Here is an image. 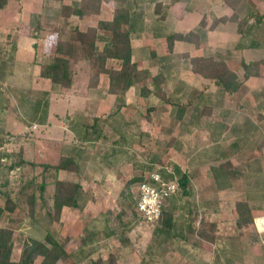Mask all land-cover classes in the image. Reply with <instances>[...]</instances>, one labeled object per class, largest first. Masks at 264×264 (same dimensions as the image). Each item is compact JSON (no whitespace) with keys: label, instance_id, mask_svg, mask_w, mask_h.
Here are the masks:
<instances>
[{"label":"rangeland","instance_id":"obj_1","mask_svg":"<svg viewBox=\"0 0 264 264\" xmlns=\"http://www.w3.org/2000/svg\"><path fill=\"white\" fill-rule=\"evenodd\" d=\"M78 1L7 0L0 9V143L9 155L4 171L19 157L26 161L1 175L0 207L7 200L2 191L33 180L21 197L15 196L18 188L12 191L18 206L0 217V227L12 230V260H19L27 239L50 234L71 253V260L58 264H91L110 253L119 264H264V229L256 223L264 222V0L239 5L238 23L253 13L243 36L234 22L210 29L216 17L235 12L223 0H180V9L171 14L162 4L154 12L151 4L157 0H145L150 10L132 15L139 29L131 34L133 60L148 84L164 71L162 86L174 103L152 94L140 97L133 86L120 107L106 92L107 76L89 86L86 61L75 65L71 88L38 76L55 57L59 38L74 27H96L100 19L112 17L114 2L120 5L119 0L103 1L99 15L64 18L63 4ZM190 30L198 32L200 47L179 41L170 53L167 35ZM151 48L163 57L160 63L151 62ZM194 56L225 61L242 82L240 91L228 95L213 80L193 73L188 62ZM242 62H253L247 78ZM36 102L40 107L33 118ZM179 106L186 107L181 119ZM84 123H97L98 132L86 133ZM65 156H78L81 171L55 170ZM162 166L190 178V193L178 192L175 207L167 208L173 215L170 229L144 222L130 206L137 183L129 185V195L124 192L132 179ZM44 171L48 185L41 198ZM57 178L79 183L81 189L79 207H64L55 220L52 183ZM29 194L35 198L32 207ZM239 200L252 208L242 226L236 224ZM202 223L215 236L213 242L190 233V226ZM41 260L36 257L35 264Z\"/></svg>","mask_w":264,"mask_h":264},{"label":"trees","instance_id":"obj_2","mask_svg":"<svg viewBox=\"0 0 264 264\" xmlns=\"http://www.w3.org/2000/svg\"><path fill=\"white\" fill-rule=\"evenodd\" d=\"M108 0H80L76 3L63 4L61 7V15L64 18H70L76 16L83 18L85 16L99 15L101 13L102 2ZM121 1V2H119ZM120 5H116L113 11L112 20H99L96 27H89L83 31L78 27H74L69 30L62 38L58 39L56 46L55 57L47 64H43L40 69V76L49 79L53 84L59 85L60 87L71 88L74 85V78L76 75L75 65L79 61H86L89 66V73L91 81L89 86H97V81L101 75H105L108 78V89L107 93L116 96L117 106L120 107L124 103L125 94L131 87L138 89L140 97L147 98L151 94L155 95L160 101L170 103L171 99L167 96L163 89V83L166 80L164 71H160L152 76V82L147 83L144 81L142 71L139 69V63L133 60V48L131 44V33L134 29V20L126 0H119ZM225 4L229 6L233 11L231 16H220L213 20L210 26L211 30H214L219 24H225L227 22L238 23L239 17L237 9L243 0H224ZM7 0H0V9L6 5ZM161 5L159 3L155 6V11H160ZM248 12L242 20L238 23V33L240 35L247 34V27L253 19V13ZM165 16H161L164 19ZM201 26L205 23L202 19L200 22ZM247 26V27H246ZM102 42L103 47L100 48L98 43ZM167 48L170 53H173L175 42H186L194 44L200 47V37L198 32L190 30L187 33L173 32L167 35ZM1 52V51H0ZM151 62L157 64L163 60V57L158 56L156 51L150 50ZM1 58V54H0ZM111 62H110V61ZM189 69L204 78L213 80L216 85L228 95H233L240 91L242 82L239 80L237 73L228 67L225 61L217 60L213 58H207L204 56H194L189 58ZM243 67L246 70L247 78L249 76V70L253 65V62L244 63ZM174 103V102H171ZM33 118L39 111V102L33 103ZM153 108H151L152 110ZM186 107H178L177 119H181L185 113ZM149 119V118H147ZM86 133L87 132H98L97 123L94 125L83 124ZM104 135H98L101 141H105ZM264 145V143H263ZM0 143V147H1ZM8 154H4L0 150V178L2 176L9 175L13 170L20 169L26 165V161L21 157L12 163L6 171H4V165ZM229 165V164H228ZM46 167V166H45ZM65 170L69 172H80V160L78 156H65L61 157L60 162L55 166V170ZM154 168L148 170L145 174L150 173ZM2 171L4 173H2ZM144 174V175H145ZM44 180L39 184V196L44 197L45 189L48 185L46 182L47 172L44 171ZM167 180L176 178L179 191L182 195H188L190 178L183 172L180 176L172 174H166ZM143 176H138L130 181L126 186L125 193L130 194L129 185L141 182ZM20 188L13 186L11 189H19L15 193V196L21 197L25 194L30 186L33 185V180L23 182L21 180ZM50 184V183H49ZM54 193L52 197L53 209L55 210V220H58L64 207L78 208L79 202L77 195L80 192L81 185L75 182H68L59 180L58 178L53 181ZM8 185V184H7ZM6 185V186H7ZM1 190V188H0ZM2 191V194L7 198L4 208L0 207V217L4 210L13 211L18 203L14 201L12 197L13 192ZM29 206L32 207L35 201L34 195H27ZM129 197L126 198L128 200ZM177 201V193L172 194L164 199V209L161 218L155 220L151 225L157 224L165 226L167 229L173 227V215L172 212L167 210L168 207H175ZM130 206L136 209L135 202H131ZM33 209V208H31ZM123 212V211H122ZM235 212L237 215L236 224L242 226L245 223V219L252 216V208L250 204L245 200H239L235 204ZM137 214V212H136ZM140 217V216H139ZM245 220V221H244ZM205 224H201L200 227L194 228L189 227V231L192 234H196L199 238L214 241L215 236L208 234L205 228ZM12 230L4 227H0V264H35V258L41 257L42 260L39 264H58L67 263L71 260V253L68 252L64 246L55 240L50 234L45 235L44 239L29 238L27 239L22 248V252L18 261L12 260L13 253V241H12ZM70 264H79L78 262H70ZM91 264H119L114 254L110 253L106 258L98 257L92 260Z\"/></svg>","mask_w":264,"mask_h":264},{"label":"built area","instance_id":"obj_3","mask_svg":"<svg viewBox=\"0 0 264 264\" xmlns=\"http://www.w3.org/2000/svg\"><path fill=\"white\" fill-rule=\"evenodd\" d=\"M1 42L0 37V50ZM166 174L174 175L168 166L154 168L150 173L145 174L137 185L136 212L148 224L161 218L164 199L178 193L180 189L176 178L167 180Z\"/></svg>","mask_w":264,"mask_h":264},{"label":"crops","instance_id":"obj_4","mask_svg":"<svg viewBox=\"0 0 264 264\" xmlns=\"http://www.w3.org/2000/svg\"><path fill=\"white\" fill-rule=\"evenodd\" d=\"M80 1V0H79ZM78 1V2H79ZM127 2H128V0H126ZM121 2V1H120ZM157 2H159V4L162 6V8L164 9H167V14H171V10L173 9V8H176V9H180V4L182 5V3H183V1H180V0H174V2L173 3H171V2H167L166 0H157V1H155V2H153L151 5H152V8H153V10H154V12H155V6H156V4H157ZM76 3V2H75ZM113 3V2H112ZM223 3L225 4V1L223 0ZM69 4H71V3H69ZM132 4V5H131ZM145 4V5H144ZM146 4H148V3H145V0H131V3H130V5H131V8H130V11H131V14L132 15H135V14H137V15H142V13L144 12V9H147V10H150V9H148V8H146L147 7V5ZM117 5V3L115 4V2L113 3V7H115ZM167 5V6H166ZM226 5V4H225ZM133 6V7H132ZM197 6V5H196ZM208 7V6H207ZM226 7H228V9L231 11V12H233V10L229 7V6H227L226 5ZM152 10V9H151ZM210 10V9H209ZM194 12H196V11H194ZM95 16V15H94ZM86 17V16H85ZM112 18H113V15H112V17L111 18H109V19H101V20H112ZM133 20H134V18H133ZM137 30H139V29H137V28H135V26H134V29H133V32H136ZM179 32V31H178ZM132 34V33H131ZM132 44V43H131ZM150 50H153L152 48L151 49H149V51ZM19 51H24V50H22V49H20L19 48ZM2 60V59H1ZM0 60V61H1ZM38 76H40V69H39V75ZM40 78H43V77H41L40 76ZM116 97V96H115ZM0 148H2V147H0Z\"/></svg>","mask_w":264,"mask_h":264},{"label":"bare ground","instance_id":"obj_5","mask_svg":"<svg viewBox=\"0 0 264 264\" xmlns=\"http://www.w3.org/2000/svg\"><path fill=\"white\" fill-rule=\"evenodd\" d=\"M257 220H258V219H257ZM259 221H260V227H261V229H264V222H263V219H260Z\"/></svg>","mask_w":264,"mask_h":264},{"label":"clouds","instance_id":"obj_6","mask_svg":"<svg viewBox=\"0 0 264 264\" xmlns=\"http://www.w3.org/2000/svg\"><path fill=\"white\" fill-rule=\"evenodd\" d=\"M257 227L259 228L260 227V221L259 220H257Z\"/></svg>","mask_w":264,"mask_h":264}]
</instances>
